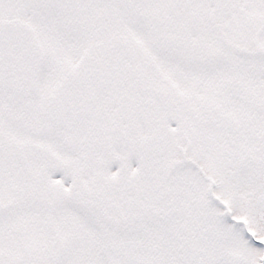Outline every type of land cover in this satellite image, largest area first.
Instances as JSON below:
<instances>
[{
	"label": "snow or ice",
	"instance_id": "6c2138e0",
	"mask_svg": "<svg viewBox=\"0 0 264 264\" xmlns=\"http://www.w3.org/2000/svg\"><path fill=\"white\" fill-rule=\"evenodd\" d=\"M0 264H264V0H0Z\"/></svg>",
	"mask_w": 264,
	"mask_h": 264
}]
</instances>
